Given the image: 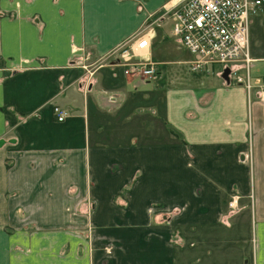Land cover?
Returning a JSON list of instances; mask_svg holds the SVG:
<instances>
[{
  "label": "crops",
  "instance_id": "obj_1",
  "mask_svg": "<svg viewBox=\"0 0 264 264\" xmlns=\"http://www.w3.org/2000/svg\"><path fill=\"white\" fill-rule=\"evenodd\" d=\"M175 1L0 0V264H264L258 89L109 57Z\"/></svg>",
  "mask_w": 264,
  "mask_h": 264
},
{
  "label": "built area",
  "instance_id": "obj_2",
  "mask_svg": "<svg viewBox=\"0 0 264 264\" xmlns=\"http://www.w3.org/2000/svg\"><path fill=\"white\" fill-rule=\"evenodd\" d=\"M261 0H180L166 7L172 18V36L190 52L188 62L193 72H218L230 69V80L242 85L248 94L258 89L264 101V76L255 80L254 58L250 53V25L259 13ZM154 28L135 34L112 50L109 57L126 76L151 82L160 73V63L151 55ZM59 122L69 117V109L54 105ZM237 197L231 202L237 203ZM235 202V204H234Z\"/></svg>",
  "mask_w": 264,
  "mask_h": 264
},
{
  "label": "rangeland",
  "instance_id": "obj_3",
  "mask_svg": "<svg viewBox=\"0 0 264 264\" xmlns=\"http://www.w3.org/2000/svg\"><path fill=\"white\" fill-rule=\"evenodd\" d=\"M148 18L150 20V27L156 29V34L157 36L160 35L159 40L161 39V41L157 40V42L153 43L152 59L158 62H168L161 65L162 77L169 79L175 74L174 72H190L189 65L187 63L178 64L173 62L177 60L191 59V54L178 39L171 35L172 18L171 14L166 11V7L155 11V13L151 14ZM250 53L252 57L261 56L263 58L262 60H264V0H261V9L259 13L253 16L250 25ZM262 60H254L252 66L253 76L264 73V71H259V69L264 65V61ZM2 64L3 62L0 60V66ZM170 68H172V73L167 72ZM191 72L193 73V71ZM213 73L214 72L208 73V75H212ZM156 78L155 79L158 80L160 75ZM155 79L152 80L150 87L157 84Z\"/></svg>",
  "mask_w": 264,
  "mask_h": 264
},
{
  "label": "water",
  "instance_id": "obj_4",
  "mask_svg": "<svg viewBox=\"0 0 264 264\" xmlns=\"http://www.w3.org/2000/svg\"><path fill=\"white\" fill-rule=\"evenodd\" d=\"M229 74H230V69L229 68H226L222 74V78L227 81V82H230V77H229Z\"/></svg>",
  "mask_w": 264,
  "mask_h": 264
},
{
  "label": "bare ground",
  "instance_id": "obj_5",
  "mask_svg": "<svg viewBox=\"0 0 264 264\" xmlns=\"http://www.w3.org/2000/svg\"><path fill=\"white\" fill-rule=\"evenodd\" d=\"M174 1H175V0H174ZM175 2H177V1H175ZM171 4H172V3H170V5H171ZM170 5H169V6H170ZM169 6H167V7H169ZM234 204H235V202H234Z\"/></svg>",
  "mask_w": 264,
  "mask_h": 264
}]
</instances>
